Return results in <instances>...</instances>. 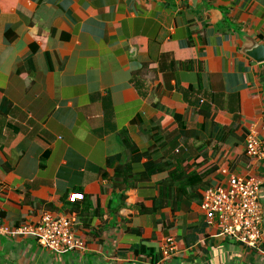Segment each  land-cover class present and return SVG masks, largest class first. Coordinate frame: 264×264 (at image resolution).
<instances>
[{
  "label": "crops",
  "instance_id": "0c3cea01",
  "mask_svg": "<svg viewBox=\"0 0 264 264\" xmlns=\"http://www.w3.org/2000/svg\"><path fill=\"white\" fill-rule=\"evenodd\" d=\"M253 41L264 0H0L3 218L71 216L86 245L0 236V264H264V240L224 236L201 208L206 189L255 178L264 230V160L245 147L251 126L264 138ZM175 115L185 133L157 142L180 132ZM131 142L144 155L126 188ZM152 160L163 169L145 179ZM168 236L179 253L161 261Z\"/></svg>",
  "mask_w": 264,
  "mask_h": 264
},
{
  "label": "built area",
  "instance_id": "2783aa9c",
  "mask_svg": "<svg viewBox=\"0 0 264 264\" xmlns=\"http://www.w3.org/2000/svg\"><path fill=\"white\" fill-rule=\"evenodd\" d=\"M248 155L264 160V138L256 126H251L246 135ZM261 183L255 178L231 176L226 186H214L203 192L201 208L208 223L217 224L220 233L249 247H259L264 240L262 227L263 211L260 202ZM2 190L0 188V198ZM72 201L80 200L83 194L74 193ZM76 219L71 216H55L49 211L41 213L38 221H26L19 226H10L2 215L0 202V236L31 235L44 249L66 252L85 249L83 240L74 233ZM161 261L179 253L174 237L168 236L162 244Z\"/></svg>",
  "mask_w": 264,
  "mask_h": 264
},
{
  "label": "trees",
  "instance_id": "16d2710c",
  "mask_svg": "<svg viewBox=\"0 0 264 264\" xmlns=\"http://www.w3.org/2000/svg\"><path fill=\"white\" fill-rule=\"evenodd\" d=\"M176 120L178 121L180 125V132H174V133H163L160 136H158L157 142H161L162 144L165 143H171L173 140H175L177 137H179L180 134L185 133V125L182 121V118L178 115H175ZM150 138L154 137L152 132L149 133ZM129 160L125 164L119 163L116 167V177L124 176V184L126 188H130L133 186H136L141 181V176H133L132 173L134 167V163H137L141 160L142 156L144 154H141L138 152L136 146L131 142L130 148H129ZM159 162V161H158ZM157 161H149L144 164L146 172H145V179L149 177L150 174L162 170V166L159 165ZM128 175V177L126 176ZM84 196V195H83ZM77 201V200H76Z\"/></svg>",
  "mask_w": 264,
  "mask_h": 264
},
{
  "label": "water",
  "instance_id": "95a60500",
  "mask_svg": "<svg viewBox=\"0 0 264 264\" xmlns=\"http://www.w3.org/2000/svg\"><path fill=\"white\" fill-rule=\"evenodd\" d=\"M248 47V54L258 62L264 61V44H260L256 41L251 43ZM247 49V48H246Z\"/></svg>",
  "mask_w": 264,
  "mask_h": 264
}]
</instances>
